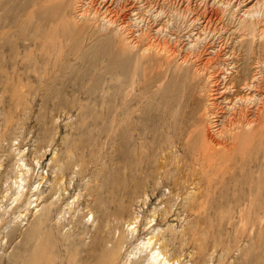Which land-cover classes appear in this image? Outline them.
<instances>
[{
  "label": "rangeland",
  "instance_id": "374dc122",
  "mask_svg": "<svg viewBox=\"0 0 264 264\" xmlns=\"http://www.w3.org/2000/svg\"><path fill=\"white\" fill-rule=\"evenodd\" d=\"M256 1L0 0V264H146L129 260L137 241L117 248L138 199L139 239L159 234L174 263L264 252ZM205 128L218 151L202 167Z\"/></svg>",
  "mask_w": 264,
  "mask_h": 264
},
{
  "label": "bare ground",
  "instance_id": "6f19581e",
  "mask_svg": "<svg viewBox=\"0 0 264 264\" xmlns=\"http://www.w3.org/2000/svg\"><path fill=\"white\" fill-rule=\"evenodd\" d=\"M90 3V2H89ZM86 10V9H84ZM85 12V11H84ZM98 11H96L97 13ZM82 14V13H81ZM136 14V13H134ZM264 0H257L256 3L254 5L251 6V8H249L248 10L245 11L244 13V16H246L247 18H251V24L253 27H255L257 25V23L260 21V20H264ZM94 15H95V12H94ZM86 16V15H85ZM139 16V15H138ZM97 17V16H96ZM137 19V18H136ZM113 21V20H112ZM112 23V22H111ZM158 32V30H157ZM198 38V36L196 37V39ZM192 41V40H191ZM161 42V41H160ZM193 42V41H192ZM197 43V42H196ZM153 44V43H152ZM155 45V44H154ZM159 45V43H158ZM157 45V46H158ZM162 45V43H161ZM164 45V43H163ZM162 45V46H163ZM167 45V44H165ZM195 45V42H193L191 44V47ZM152 46V45H151ZM148 46L147 49H151L153 48L154 46ZM156 46V45H155ZM159 47V46H158ZM160 48H163V47H160ZM168 48V47H167ZM156 49V48H155ZM157 50V49H156ZM160 50V49H159ZM166 50V49H165ZM171 49H169L168 52H170ZM175 50V49H174ZM147 51V50H146ZM161 52L163 51L160 50ZM159 51V52H160ZM173 51V50H172ZM165 52V51H164ZM171 53V52H170ZM174 53V51H173ZM172 53V54H173ZM177 53V52H176ZM171 54V55H172ZM169 55V54H167ZM176 56V55H175ZM195 58V57H194ZM188 59V58H187ZM188 62V61H187ZM201 70V69H200ZM198 71V70H197ZM200 72V71H199ZM197 73V72H196ZM196 76H198L196 74ZM255 78H260V76H256ZM255 81V80H254ZM213 86V85H212ZM256 85L254 84H247V87L251 90H255L256 91V87H254ZM214 93H212L213 95ZM214 96L210 97V100L213 99ZM264 99V97H263ZM255 100V99H254ZM213 101V100H212ZM211 104V102H209ZM209 103L206 105L207 107L205 108V115H206V118L207 119H210V123L212 125V128L215 127V121L218 117V114L215 110L213 109H210V105ZM214 104V103H213ZM235 105V104H234ZM264 103H262V107ZM213 107V105H211ZM214 108V107H213ZM216 108V107H215ZM261 109V108H260ZM263 110V109H262ZM263 114V117L262 115L261 116H258V117H262L264 119V111L262 112ZM247 118V117H246ZM255 121V120H254ZM251 123V122H250ZM210 125V124H209ZM252 125V124H251ZM206 127V126H205ZM211 127V126H210ZM203 128V127H202ZM201 128V129H202ZM208 128V127H207ZM205 128V131L204 130H201V132L199 133V139H200V145L194 146V152H196L198 156V160L197 161H200V165L202 164V167H205L206 165H208L211 161V157L218 151V146L216 145L217 143L213 144L212 141H211V135L209 136V132L206 131ZM200 129V128H199ZM209 129V128H208ZM199 132V130H198ZM198 137V136H197ZM192 139V138H191ZM197 139V138H196ZM198 139V140H199ZM212 139H214L212 137ZM242 141H245L242 139ZM244 143V142H243ZM199 163V162H198ZM22 165H26V163H22ZM1 166V164H0ZM18 167H20V165H18ZM19 172H22V169L19 170ZM28 172V171H27ZM23 175V174H22ZM21 178V177H20ZM23 178L20 179V181H17L15 180L14 183L17 184V188H18V191L13 194L12 196L13 197V200L15 202V205L18 206L20 205V203L25 199L26 197V194H25V186H24V183H23ZM4 179H2L1 181V184H0V201L2 202V199L6 198L5 196V192L8 193L7 190L4 189ZM139 197V196H138ZM12 198V197H11ZM140 198V197H139ZM48 198H45V200H47ZM137 199V197H136ZM38 200V199H37ZM133 201V200H132ZM138 201V204H139V199L137 200ZM246 202V201H245ZM251 202V201H250ZM254 202V201H253ZM123 203L124 200L121 199V203L116 205L113 209L115 211V213H118V212H121L123 208H121L123 206ZM129 203V202H128ZM127 203L128 207H129V210L131 212V215L128 217V220H126L124 222V227L126 228L123 232H120V235L117 239V248L122 250L124 248V245L125 243H129L133 240L137 241L138 243L136 244V246L134 247V250L131 254H130V261L132 260H139V259H146L145 262H147L146 264H178L179 262H176L174 263V260H172L173 258L171 257L170 259V256H168L166 250L168 249V246H166L167 244L166 243H161L160 242V238H159V234H153L152 235V232H147L148 230H150L152 227L156 226L157 228H159L156 223H153L154 218L153 219H148L150 220L149 222L146 223V230H144L145 232H147V234L145 236L147 237H143L142 239H139V234H140V231H139V225L140 223L142 222V218H141V215H140V208L141 206H139L137 204V202L134 201V203L130 202L129 204ZM249 203V201H248ZM40 204V203H39ZM39 204H36L33 209L37 206H39ZM249 204H247L248 206ZM251 205V204H250ZM15 206V207H16ZM253 207V205H251ZM251 206H249V208H251ZM30 208H27L26 210H28ZM50 208L48 207V210ZM165 212V211H164ZM25 212L22 211V217L23 216H27V214L24 215ZM163 214H166V213H163ZM162 214V215H163ZM155 217V216H154ZM159 230V229H158ZM154 232V231H153ZM127 233V235H126ZM149 234H151L149 236ZM149 236V237H148ZM129 237H131V239H129ZM255 237V235H254ZM95 238L96 240L94 241L95 243L92 244L94 245V248L98 249L101 253V257L105 260H109L111 257H110V251L105 247V243H104V240L102 238V235H100L98 232L95 234ZM252 238V237H251ZM253 240V239H252ZM167 247V248H166ZM95 250V249H94ZM97 250V251H98ZM169 251V250H168ZM247 257L245 259H243L244 261L241 262L243 264H264V252H252L250 251L247 252ZM99 257V256H98ZM176 259V258H175Z\"/></svg>",
  "mask_w": 264,
  "mask_h": 264
}]
</instances>
